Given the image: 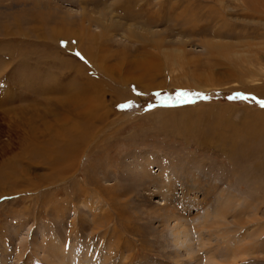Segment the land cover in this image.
Returning <instances> with one entry per match:
<instances>
[{
	"label": "rangeland",
	"instance_id": "rangeland-1",
	"mask_svg": "<svg viewBox=\"0 0 264 264\" xmlns=\"http://www.w3.org/2000/svg\"><path fill=\"white\" fill-rule=\"evenodd\" d=\"M43 257L264 264V0H0V264Z\"/></svg>",
	"mask_w": 264,
	"mask_h": 264
},
{
	"label": "bare ground",
	"instance_id": "bare-ground-1",
	"mask_svg": "<svg viewBox=\"0 0 264 264\" xmlns=\"http://www.w3.org/2000/svg\"><path fill=\"white\" fill-rule=\"evenodd\" d=\"M200 8V7H199ZM27 140H32V139H30V138H28ZM38 150V151H37ZM52 149L51 148H47V149H42L41 147H39V148H36V150L35 151H32L34 154H37V152H40V151H42V153L45 155L46 153V151H48L49 153H51L52 151H51ZM54 151H56V150H54ZM39 154V153H38ZM42 154V155H43ZM40 156H41V154H40ZM33 157V156H32ZM58 157V156H57ZM60 158V157H59ZM181 246H182V244H181ZM52 249V248H51ZM47 256H49V255H47ZM59 256V255H58ZM52 259L53 260H51V258L50 259H47L46 257H43V260L44 261H47L48 263L50 262L51 264H63V263H60L58 260H56L54 257H52ZM71 261V260H70ZM69 261V262H70ZM49 263V264H50ZM67 264H69L68 262H67ZM211 264V263H210Z\"/></svg>",
	"mask_w": 264,
	"mask_h": 264
},
{
	"label": "snow or ice",
	"instance_id": "snow-or-ice-1",
	"mask_svg": "<svg viewBox=\"0 0 264 264\" xmlns=\"http://www.w3.org/2000/svg\"><path fill=\"white\" fill-rule=\"evenodd\" d=\"M122 108H127V107H130V105L128 104H125V105H121Z\"/></svg>",
	"mask_w": 264,
	"mask_h": 264
}]
</instances>
